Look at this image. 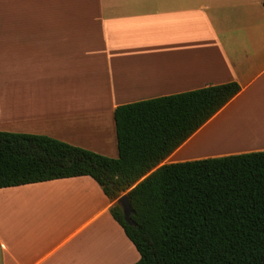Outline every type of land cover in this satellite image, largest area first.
Masks as SVG:
<instances>
[{"label": "crops", "instance_id": "0c3cea01", "mask_svg": "<svg viewBox=\"0 0 264 264\" xmlns=\"http://www.w3.org/2000/svg\"><path fill=\"white\" fill-rule=\"evenodd\" d=\"M4 3L0 130L118 157V105L237 81L242 90L160 165L264 150L199 153L227 118L213 143L264 119L263 0ZM115 202L88 175L0 188V264L137 263Z\"/></svg>", "mask_w": 264, "mask_h": 264}, {"label": "trees", "instance_id": "16d2710c", "mask_svg": "<svg viewBox=\"0 0 264 264\" xmlns=\"http://www.w3.org/2000/svg\"><path fill=\"white\" fill-rule=\"evenodd\" d=\"M264 6V0H263ZM237 81L118 105V157L0 130V188L88 175L138 249L135 264H264V150L160 165L240 91Z\"/></svg>", "mask_w": 264, "mask_h": 264}, {"label": "rangeland", "instance_id": "374dc122", "mask_svg": "<svg viewBox=\"0 0 264 264\" xmlns=\"http://www.w3.org/2000/svg\"><path fill=\"white\" fill-rule=\"evenodd\" d=\"M5 0H0V13L3 15L4 14V9H5ZM3 34V31H1ZM0 51L2 52V55H0V68L2 71V74L0 75V80L3 82H1V86L0 89L3 90L4 93V89H5V82H4V55H3V50L0 49ZM239 115V114H238ZM231 116L230 118H227V120H225V122H223V124L215 127L213 130H211V132L209 133V135L205 136V140L202 144V147L199 149V153H205V152H215V151H227V150H232V149H236V148H243V147H250V146H255V145H262L264 144V140H262L261 138V130L264 127V122L263 119L259 120V122H257V124L255 126H253V128H251V131L249 130V132L245 133L243 135V138H241V140H236V141H229V136L226 138H222L221 140H218L217 143H213L214 141L217 140L218 136L220 137V132L227 126V124L229 123V121L232 120ZM262 140V141H261ZM260 141V142H259ZM255 143V144H252Z\"/></svg>", "mask_w": 264, "mask_h": 264}, {"label": "water", "instance_id": "95a60500", "mask_svg": "<svg viewBox=\"0 0 264 264\" xmlns=\"http://www.w3.org/2000/svg\"><path fill=\"white\" fill-rule=\"evenodd\" d=\"M116 203L121 205V207L123 209V213H124V218H125L126 222L128 224L134 225L135 222L131 218V214H132L133 210H132V206H131V203H130L129 195L127 193L122 194L116 200Z\"/></svg>", "mask_w": 264, "mask_h": 264}, {"label": "bare ground", "instance_id": "6f19581e", "mask_svg": "<svg viewBox=\"0 0 264 264\" xmlns=\"http://www.w3.org/2000/svg\"><path fill=\"white\" fill-rule=\"evenodd\" d=\"M263 122H264V119H263ZM261 132H263V129L261 130ZM260 136H262V134ZM263 136H264V133H263Z\"/></svg>", "mask_w": 264, "mask_h": 264}]
</instances>
